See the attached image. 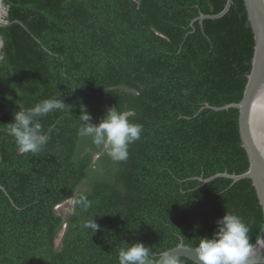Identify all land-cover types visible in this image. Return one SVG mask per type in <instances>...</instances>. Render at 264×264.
Instances as JSON below:
<instances>
[{
  "label": "trees",
  "instance_id": "16d2710c",
  "mask_svg": "<svg viewBox=\"0 0 264 264\" xmlns=\"http://www.w3.org/2000/svg\"><path fill=\"white\" fill-rule=\"evenodd\" d=\"M4 3L5 19L24 26L0 27V127L16 102L63 93L73 107L41 119L52 131L39 156L0 135V264H118L119 248L134 241L158 259L180 241L195 248L226 210L248 224L252 244L259 238L263 213L250 179H198L249 165L238 109L194 116L205 103L243 95L254 47L243 0L221 18L195 21L193 31L194 18L226 0ZM81 104L94 122L117 106L143 126L127 160L113 162L77 136ZM84 189L87 212L57 210ZM93 215L95 233L82 227Z\"/></svg>",
  "mask_w": 264,
  "mask_h": 264
},
{
  "label": "clouds",
  "instance_id": "9594fccd",
  "mask_svg": "<svg viewBox=\"0 0 264 264\" xmlns=\"http://www.w3.org/2000/svg\"><path fill=\"white\" fill-rule=\"evenodd\" d=\"M16 93L18 97L24 95L23 92ZM62 97L63 93L43 98L31 106L16 102L18 110L13 111L12 121L2 123L4 126L0 127V135L11 138L19 152L39 156L52 131L44 130L41 119L54 111L70 112L73 107ZM77 117V136L90 141L92 147L113 162L127 160L130 145L139 140L143 132V126L130 119L128 111H122L117 106L107 107L98 122H94L86 106L81 104ZM91 207L92 201L88 199L87 189H84L73 199L71 211L80 215ZM93 217L86 220L82 227L95 233L101 226ZM249 232L248 224L239 214L226 210L223 216L217 218L212 235L200 237L195 247L201 264H252L249 257L253 254V244ZM117 259L118 264H158L151 247L141 241L125 242L119 248ZM166 264H179V260L170 257Z\"/></svg>",
  "mask_w": 264,
  "mask_h": 264
},
{
  "label": "water",
  "instance_id": "95a60500",
  "mask_svg": "<svg viewBox=\"0 0 264 264\" xmlns=\"http://www.w3.org/2000/svg\"><path fill=\"white\" fill-rule=\"evenodd\" d=\"M247 11L248 21L253 32L254 47L251 59V68L247 74V81L243 95L238 102L227 103L222 106H212L205 103L200 111L209 108L215 111L238 109V125L241 144L244 148L249 165L246 171L239 174L219 172L207 178L199 177L201 183H206L217 177H226L236 182L241 179H250L256 191L259 204L263 213V224L259 238L253 243V254L249 257L252 264H264V0H243ZM233 0H226L223 9L215 14L200 13L190 22L192 31L193 23L198 21L200 25L204 19H218L224 16L230 9ZM8 14V6L4 0H0V27L11 25L21 21L8 22L5 17ZM24 26V25H23ZM2 41L0 39V46ZM170 257H186L201 264L195 248L183 244L180 241L176 246L160 253L158 264H166Z\"/></svg>",
  "mask_w": 264,
  "mask_h": 264
},
{
  "label": "rangeland",
  "instance_id": "374dc122",
  "mask_svg": "<svg viewBox=\"0 0 264 264\" xmlns=\"http://www.w3.org/2000/svg\"><path fill=\"white\" fill-rule=\"evenodd\" d=\"M72 199L66 201L65 203H63L62 205H60L57 210L59 212H63L64 214H68L70 209H71V204H72ZM55 244L58 246L60 244V236H57L56 240H55Z\"/></svg>",
  "mask_w": 264,
  "mask_h": 264
}]
</instances>
